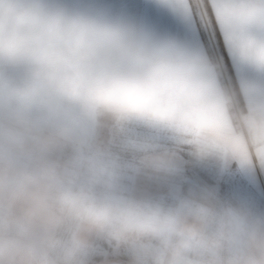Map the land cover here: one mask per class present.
Here are the masks:
<instances>
[{
	"label": "clouds",
	"instance_id": "1",
	"mask_svg": "<svg viewBox=\"0 0 264 264\" xmlns=\"http://www.w3.org/2000/svg\"><path fill=\"white\" fill-rule=\"evenodd\" d=\"M221 6L226 26L264 30V0ZM100 116L264 138V111L237 116L211 62L174 36L97 0H0V264H86L91 233L144 249L138 264H264V210L247 203L98 197L87 126Z\"/></svg>",
	"mask_w": 264,
	"mask_h": 264
},
{
	"label": "snow or ice",
	"instance_id": "2",
	"mask_svg": "<svg viewBox=\"0 0 264 264\" xmlns=\"http://www.w3.org/2000/svg\"><path fill=\"white\" fill-rule=\"evenodd\" d=\"M125 19L171 35L205 56L215 68L217 83L233 98V112L264 111V57L250 40L264 42V30L226 26L221 22L222 0H97ZM127 139L148 138L175 153L172 172L139 184L152 199L170 202L190 193L213 192L264 210V138L242 147L231 136L211 137L202 131L176 133L146 128L130 121L121 130ZM240 170L247 175L241 176ZM106 264H128L129 256L101 249Z\"/></svg>",
	"mask_w": 264,
	"mask_h": 264
},
{
	"label": "rangeland",
	"instance_id": "3",
	"mask_svg": "<svg viewBox=\"0 0 264 264\" xmlns=\"http://www.w3.org/2000/svg\"><path fill=\"white\" fill-rule=\"evenodd\" d=\"M242 115V114H239ZM237 114V116H239ZM117 121L110 118L100 116L95 120L94 135H93V150L91 153L92 162L96 166L97 171L102 175L105 183L96 186L95 193L101 199H117L126 198L139 200H157L152 199L145 195V189L143 187H138L137 190H132L128 186V181L133 178L130 166H144L152 167L153 169H173L175 164V155L173 151L167 149H160V146H154V143L149 144V151L146 152L145 157L138 158H128L126 157L127 151L131 150V143L119 139L117 133H121L117 129ZM162 150V151H161ZM131 152V151H130ZM164 153L172 154L174 159L169 161L163 156ZM62 158L71 159V153L62 154ZM148 177V176H146ZM141 179V176L134 178L143 184L152 178L161 177L160 174H153L151 177ZM110 185V186H109ZM127 243H118L113 241L111 238L107 237L101 233H91L87 236L86 249H85V259L86 264H103V259L101 249L106 245L111 248L114 253H124ZM127 255V254H126ZM116 264L118 262L114 261ZM113 262V263H114ZM114 263V264H115ZM129 264H137L135 262H129Z\"/></svg>",
	"mask_w": 264,
	"mask_h": 264
},
{
	"label": "crops",
	"instance_id": "4",
	"mask_svg": "<svg viewBox=\"0 0 264 264\" xmlns=\"http://www.w3.org/2000/svg\"><path fill=\"white\" fill-rule=\"evenodd\" d=\"M128 122L126 123H122V122H116L117 129H119L120 131L127 125ZM94 126H95V120L90 122L87 126V135L90 137L91 141L93 140V135H94ZM157 131H164V130H157ZM117 136H120L119 139L124 140L128 143L127 146H129V143H131V150L129 149V151H127V155L126 157L128 158H138V157H145L146 152L149 151L150 147L149 144L154 143V146H160V149H167L168 147H166L165 145H163L162 143L158 142V141H154L148 138H140V139H127L124 135H122V131L121 133H117ZM253 143V142H250ZM168 150H170L168 148ZM131 151V152H130ZM162 151V150H161ZM174 153V152H173ZM175 155V153H174ZM130 166L131 171H129V173H132V176L134 177V175L136 177L141 176V179L144 180V178L146 176L151 177V175L153 174H160L161 177H166L168 176L172 170L171 169H167L166 168H161V169H156V168H150V167H144V166H136V165H128L127 167ZM240 174L241 176H246L247 173L244 170H240ZM146 177V178H148ZM139 201H143L142 198L139 199ZM124 253H126L129 256V260H128V264L129 262H135L138 264V260L140 258H142L146 253L145 250L140 248L139 246L135 245V244H131V243H127L126 244V249H124L123 251ZM114 261H109L108 264H114ZM103 264H106L105 260L103 261ZM116 264V263H115Z\"/></svg>",
	"mask_w": 264,
	"mask_h": 264
}]
</instances>
